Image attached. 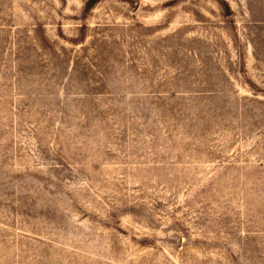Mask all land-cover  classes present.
<instances>
[{
	"label": "rangeland",
	"instance_id": "obj_1",
	"mask_svg": "<svg viewBox=\"0 0 264 264\" xmlns=\"http://www.w3.org/2000/svg\"><path fill=\"white\" fill-rule=\"evenodd\" d=\"M0 264H264V0H0Z\"/></svg>",
	"mask_w": 264,
	"mask_h": 264
}]
</instances>
